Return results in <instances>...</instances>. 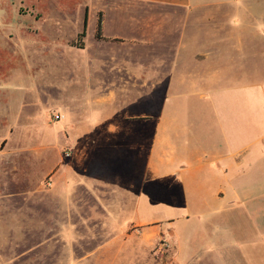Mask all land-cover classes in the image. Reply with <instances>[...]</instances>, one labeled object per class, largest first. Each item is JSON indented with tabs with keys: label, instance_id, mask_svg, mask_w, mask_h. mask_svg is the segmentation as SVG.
<instances>
[{
	"label": "crops",
	"instance_id": "crops-1",
	"mask_svg": "<svg viewBox=\"0 0 264 264\" xmlns=\"http://www.w3.org/2000/svg\"><path fill=\"white\" fill-rule=\"evenodd\" d=\"M63 1L0 0V154L40 142L56 206L104 209L102 231L63 233L103 240L72 264L132 245L152 264H264V0Z\"/></svg>",
	"mask_w": 264,
	"mask_h": 264
},
{
	"label": "rangeland",
	"instance_id": "rangeland-1",
	"mask_svg": "<svg viewBox=\"0 0 264 264\" xmlns=\"http://www.w3.org/2000/svg\"><path fill=\"white\" fill-rule=\"evenodd\" d=\"M72 2L73 0L63 1L65 5L68 3L72 4ZM18 13L22 17H28L32 12L22 4L18 9ZM21 34L23 35V33ZM66 34L68 36L66 43L70 47L77 40V36L74 38L75 35L72 36L71 32ZM24 37L22 36V38ZM92 41L93 39L87 31L85 43L90 44ZM33 44H37V41L35 40ZM54 47L55 51L57 47L61 48V45H55ZM68 47H65L64 55H68L67 57L72 59L76 54H71V49ZM58 49L56 51H59L58 53L61 54L63 50ZM1 50L5 51V48ZM14 53L16 52L14 51ZM1 56L2 58H7L6 56L8 55L5 52ZM52 66L54 68L60 67L55 61L52 63ZM16 73L24 74L23 71H15L16 77L13 75L14 78L12 80L14 89H18L16 87L22 84H29V77H23L22 74L17 75ZM75 87L77 86L64 82L61 83V86L57 85V87L52 88L58 90V92L64 91L65 99L71 102L73 95L82 90L81 88L75 89ZM67 110L68 112L70 111L69 108ZM96 112V110H90L88 113L93 119L96 118ZM64 118L63 115L56 112L50 113L49 116L50 122L53 124L64 120ZM64 123L60 122V125ZM40 134V128L35 129L32 133L33 137ZM42 147L43 145L40 142H33L32 144H6L2 142L1 144L0 264H72L73 259L83 256L79 254V250L81 252L87 251L92 249L95 243L103 242L101 239L96 241H88V239L77 241L67 238L68 236L63 234L64 232L70 233L74 230L82 234L87 233L89 227H91L94 233L102 231L105 225H101L100 222L105 220L103 216L104 209H93L90 211V209L84 208L80 209V214H76L74 213V209L57 207V197L52 193L45 192L49 187L50 181L48 178L42 176L43 168L41 163L44 162V160L40 159L41 153H43ZM67 148L68 146L65 145L60 149V152L64 153L65 157L69 156ZM26 150L32 151V175L29 177H26L24 173V166L28 163V156L25 158L24 152ZM43 166L47 168V163L44 162ZM30 177L33 184L32 194L28 195L27 198H25L24 192H19L22 195L11 196L15 194L14 190L16 186L24 185ZM90 217L93 219V222H89ZM109 228L112 229L111 226ZM115 230L116 227L113 226V231ZM13 232L17 234L12 235ZM75 243L76 248L79 250L76 249L74 254L72 247ZM119 248L121 247L110 249L109 255L106 258L104 255L98 257V264H152V256H142L139 250H133L136 249L133 245V249ZM166 255L168 256L164 252V262L167 260Z\"/></svg>",
	"mask_w": 264,
	"mask_h": 264
},
{
	"label": "trees",
	"instance_id": "trees-1",
	"mask_svg": "<svg viewBox=\"0 0 264 264\" xmlns=\"http://www.w3.org/2000/svg\"><path fill=\"white\" fill-rule=\"evenodd\" d=\"M85 36V32H82L81 34H79L77 36V40L72 44V46L81 49L83 48V44H82V39ZM95 39L96 40H104L102 37V32H101V24H100V20L98 22L97 28H96V32H95Z\"/></svg>",
	"mask_w": 264,
	"mask_h": 264
}]
</instances>
